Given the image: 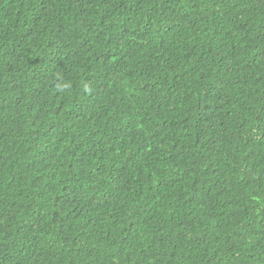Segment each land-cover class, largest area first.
Listing matches in <instances>:
<instances>
[{
	"label": "trees",
	"instance_id": "16d2710c",
	"mask_svg": "<svg viewBox=\"0 0 264 264\" xmlns=\"http://www.w3.org/2000/svg\"><path fill=\"white\" fill-rule=\"evenodd\" d=\"M0 264H264V0H0Z\"/></svg>",
	"mask_w": 264,
	"mask_h": 264
}]
</instances>
